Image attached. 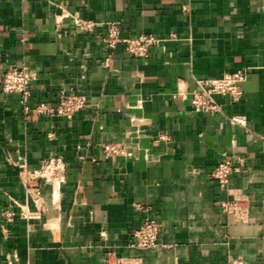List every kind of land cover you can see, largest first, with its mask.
<instances>
[{"label":"crops","instance_id":"crops-1","mask_svg":"<svg viewBox=\"0 0 264 264\" xmlns=\"http://www.w3.org/2000/svg\"><path fill=\"white\" fill-rule=\"evenodd\" d=\"M110 23L162 45L147 59L111 51ZM22 67L35 76L31 105L66 94L87 106L71 120L27 116L18 95L0 92V264H264V0H0V80ZM240 70V102L218 96L219 114L192 111L197 81ZM106 144L125 155L105 160ZM227 157L245 166L225 194L210 175ZM57 158L60 184L41 183L34 203L21 165ZM238 195L247 222L221 211ZM146 216L161 234L141 250L132 244Z\"/></svg>","mask_w":264,"mask_h":264},{"label":"built area","instance_id":"built-area-1","mask_svg":"<svg viewBox=\"0 0 264 264\" xmlns=\"http://www.w3.org/2000/svg\"><path fill=\"white\" fill-rule=\"evenodd\" d=\"M52 2V0H48ZM69 16L62 15L57 20V29L60 31L63 21ZM73 25L85 34H92L95 31L96 23L90 20L73 18ZM105 46L114 51L122 45L125 52L134 58L147 59L151 50L162 45V39L153 35H141L137 38L128 39L121 37V28L116 23L107 26V33L102 39ZM109 61V58L107 62ZM35 76L27 67L14 68L6 72L0 80V92L4 94H15L19 96L25 115L32 113L38 116L60 117L67 120L74 118L76 114L84 110L87 100L83 96L61 94L56 106L47 103L30 104L31 85ZM247 80L245 71L240 70L235 73L224 74L220 78H211L197 81L196 88L188 94V101L193 112L205 116L217 115L221 112V106L216 101V97H227L232 104L240 102L244 98L242 84ZM233 122L244 124L239 118H233ZM103 158L109 160L113 157L123 156L126 151L122 146L106 144L101 148ZM245 166L243 157L224 158L211 172V179L217 183L220 190L228 193L232 177L241 172ZM22 180L27 188L28 194L34 203L40 199V184L54 183L59 185L61 178L58 172H62L61 159L57 158L46 163L41 170L29 171L26 165L22 164ZM221 211L224 214L234 216L238 221L247 222L249 219L250 208L248 197L243 195L234 196L231 199H224L220 202ZM23 218L28 220H38L41 218L39 213L23 212ZM8 221H12L15 214L5 213ZM161 234V224L151 217L146 216L140 227L134 231V242L132 247L147 250L159 246ZM229 264H249L244 258L237 257L230 260Z\"/></svg>","mask_w":264,"mask_h":264}]
</instances>
